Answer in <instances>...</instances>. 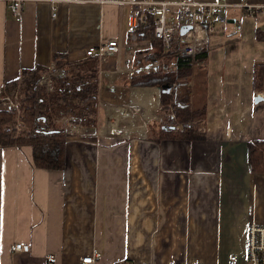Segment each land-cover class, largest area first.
I'll use <instances>...</instances> for the list:
<instances>
[{"label": "crops", "instance_id": "1", "mask_svg": "<svg viewBox=\"0 0 264 264\" xmlns=\"http://www.w3.org/2000/svg\"><path fill=\"white\" fill-rule=\"evenodd\" d=\"M57 5L53 18L48 0H27L14 16L0 0V96L24 70L96 74L97 116L68 137L62 170L37 167L28 145L0 147V264H82L94 250L97 264H229L246 251L249 225L264 224V171L248 158L251 141L264 143V77L253 87L264 13L229 7L165 101L160 84L139 82L167 58L147 28L131 38L129 5ZM113 39L119 51L105 61L87 54ZM177 102L190 107L186 121ZM185 125L206 137H174Z\"/></svg>", "mask_w": 264, "mask_h": 264}, {"label": "built area", "instance_id": "2", "mask_svg": "<svg viewBox=\"0 0 264 264\" xmlns=\"http://www.w3.org/2000/svg\"><path fill=\"white\" fill-rule=\"evenodd\" d=\"M9 9L14 16H21L27 0H8ZM52 8V17L58 15L57 3L61 1L96 3L104 0H48ZM120 5L130 6L132 21L131 38L137 39L149 24L153 26V36L160 42L166 52L167 59L155 60L154 65L165 72L176 71L179 67L177 57H190L191 64L197 61V55L204 47L211 33L220 31L227 23L226 10L237 7L247 14L254 16L257 11L264 13V4H255L251 0H114ZM184 26H190L182 32ZM243 28L242 22L230 35H236ZM143 30V31H142ZM119 51L118 40L113 39L107 43L92 45L87 50L89 56H95L100 62ZM59 72L57 68H50L42 72L41 83L47 90L55 87V77ZM264 96V89L260 90ZM262 95V94H261ZM71 132H78L79 128L72 124V118L65 120ZM168 124L165 123L166 128ZM166 131V130H163ZM170 132L173 130H169ZM23 244L18 243L14 250L22 249ZM101 257L99 250L83 257L82 264H97ZM175 263L174 261L172 262ZM115 264H132L127 259H118ZM229 264H239L238 256L233 254ZM246 264H264V224L251 223L248 229V258Z\"/></svg>", "mask_w": 264, "mask_h": 264}, {"label": "trees", "instance_id": "3", "mask_svg": "<svg viewBox=\"0 0 264 264\" xmlns=\"http://www.w3.org/2000/svg\"><path fill=\"white\" fill-rule=\"evenodd\" d=\"M148 34H153V26L149 24L147 26ZM145 30V29H144ZM143 31V30H142ZM140 34L142 35L141 31ZM262 37L261 35H258ZM160 50V49H159ZM166 54L161 46V50L158 53ZM179 67L176 71L165 72L162 69L156 72L148 74L144 78L140 79V83L146 84H160L164 90V100H175L170 96L167 89L178 79L185 78L191 71V58L190 57H177ZM42 68H36L34 70H24L21 73V77H25L28 74H35L40 76ZM85 75V74H83ZM82 75V85H71L69 80L63 81V86L59 89L62 93V98L66 101H70L69 98H77L78 102H82L81 105L71 103L72 101L58 105L55 107V113L60 121L49 122L47 125H38V112L43 108L41 105L31 114L30 126L32 127L29 136H20L18 138L5 131L4 125L11 119L0 110V147H6L11 145H28L33 151V160L37 167L47 169L62 170L65 168V154L67 138L73 133L70 131L65 123V120L70 116L72 118V124L80 128L84 124L92 125L96 119L95 104L97 101V75L93 74L88 77ZM253 87L254 89L262 88V81L264 77V65H257L254 69L253 75ZM60 80V79H59ZM89 89H86V86ZM53 98V97H52ZM55 100V99H53ZM41 101V99H40ZM39 102V101H37ZM42 104V103H38ZM177 116L180 120L186 121L190 118V107L187 104L183 105V102H177L176 104ZM206 115V109L196 110L194 112V118H201ZM94 116V117H92ZM92 117V118H91ZM90 118V119H89ZM94 120V121H93ZM50 124V125H49ZM163 136L172 137L170 133H166ZM174 137L180 139H201L206 137V133L199 131L198 125H185L182 131L178 132ZM20 138V139H19ZM248 158L253 171H264V143L259 141H251L248 145Z\"/></svg>", "mask_w": 264, "mask_h": 264}, {"label": "rangeland", "instance_id": "4", "mask_svg": "<svg viewBox=\"0 0 264 264\" xmlns=\"http://www.w3.org/2000/svg\"><path fill=\"white\" fill-rule=\"evenodd\" d=\"M65 75H59L55 77V87L53 90H47L46 87L42 85V83L40 82L42 74H40V76L39 74L35 76L34 73H31L26 75L22 79L9 84L7 88H5L6 91L4 92V94L0 96V110L4 113H7L9 119L11 118L4 125V130L8 131L9 134L13 135L16 138L23 135L29 136L32 129V127L30 126V119L32 117L31 114L41 105H43V108L40 109V112H38L39 109L37 110L38 125H42L44 123L45 125H47L49 122L59 121L60 119H58V116L55 113V107H58V105L66 104L70 101H72L71 103L81 105L82 102H78L79 100L77 98H69L70 101H65L62 98V93L59 92V89L63 86V81L66 80H69V84L71 85L82 86L84 81L82 80L80 75H71L70 78H67ZM37 101L42 104H38L39 102ZM171 129V127L165 128V130ZM166 133L170 132H165L163 134ZM235 255L238 256L239 264H246L248 258V242L246 251L244 253L237 252Z\"/></svg>", "mask_w": 264, "mask_h": 264}, {"label": "water", "instance_id": "5", "mask_svg": "<svg viewBox=\"0 0 264 264\" xmlns=\"http://www.w3.org/2000/svg\"><path fill=\"white\" fill-rule=\"evenodd\" d=\"M191 27L190 26H184L183 28H182V32H186L188 29H190ZM256 100L257 101H260V100H263V97L260 95H258L257 97H256Z\"/></svg>", "mask_w": 264, "mask_h": 264}]
</instances>
